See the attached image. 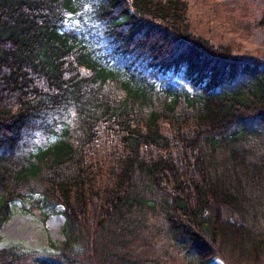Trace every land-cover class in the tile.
I'll use <instances>...</instances> for the list:
<instances>
[{"label":"trees","instance_id":"obj_1","mask_svg":"<svg viewBox=\"0 0 264 264\" xmlns=\"http://www.w3.org/2000/svg\"><path fill=\"white\" fill-rule=\"evenodd\" d=\"M187 11L0 0V228L35 194L65 220L55 252L0 248V264H154L153 217L194 264L263 261L264 56L194 33ZM141 65L190 89L156 92Z\"/></svg>","mask_w":264,"mask_h":264},{"label":"rangeland","instance_id":"obj_2","mask_svg":"<svg viewBox=\"0 0 264 264\" xmlns=\"http://www.w3.org/2000/svg\"><path fill=\"white\" fill-rule=\"evenodd\" d=\"M188 4L187 19L191 30L209 38L213 43L231 46L233 53L244 59H259L264 56V0H185ZM73 21V22H72ZM72 24H81L73 19ZM140 77L153 82L156 92L175 90L176 87L190 89L185 71L156 74L147 68L133 70ZM155 76H153V75ZM163 80V81H162ZM55 137H34L31 148L45 147ZM39 195L16 201L12 215L0 228V248L17 247L20 252L32 251L40 256L55 252L63 240V207L55 209L38 202ZM152 224L144 228L146 247L143 253L154 264H194L165 234L162 218H152ZM264 263L263 261L260 264ZM209 264H224L215 259Z\"/></svg>","mask_w":264,"mask_h":264},{"label":"bare ground","instance_id":"obj_3","mask_svg":"<svg viewBox=\"0 0 264 264\" xmlns=\"http://www.w3.org/2000/svg\"><path fill=\"white\" fill-rule=\"evenodd\" d=\"M231 47V46H230Z\"/></svg>","mask_w":264,"mask_h":264}]
</instances>
